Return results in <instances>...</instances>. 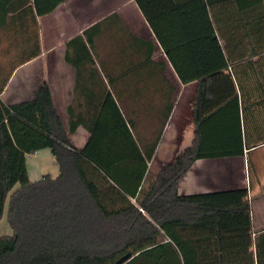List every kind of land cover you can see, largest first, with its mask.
I'll use <instances>...</instances> for the list:
<instances>
[{"label": "trees", "instance_id": "obj_1", "mask_svg": "<svg viewBox=\"0 0 264 264\" xmlns=\"http://www.w3.org/2000/svg\"><path fill=\"white\" fill-rule=\"evenodd\" d=\"M17 1L0 0V10L16 11ZM63 1L19 2L45 15ZM135 1L144 16L152 19L192 0ZM205 1L233 69L227 65L198 79L192 103V144L146 190L148 164L173 109L170 101L162 117L156 118L160 128L145 143L134 131L133 112L122 97L119 106L110 93L99 110L70 107L68 128L47 83L30 101L6 105L0 99V222L9 202L8 221L13 228L11 235H0V264H117L127 252L134 257L125 264H200L201 260L223 264L233 259L254 264V255L249 254L248 187L189 195L178 192L180 181L197 160L244 156L264 140L260 125L247 124L248 109L264 107V55L253 59L264 53V0ZM91 32L86 30L67 42L65 58L75 66L78 84L84 71H98ZM80 125L91 132L81 150L69 138ZM43 148H51L61 175L32 181L27 156ZM80 157L113 182L122 196L136 202L106 212L98 185L85 174ZM254 166L251 160L252 170ZM254 187L251 176L250 189ZM217 245L245 246L247 254L216 257L211 251ZM261 246L258 241V264H264Z\"/></svg>", "mask_w": 264, "mask_h": 264}, {"label": "crops", "instance_id": "obj_2", "mask_svg": "<svg viewBox=\"0 0 264 264\" xmlns=\"http://www.w3.org/2000/svg\"><path fill=\"white\" fill-rule=\"evenodd\" d=\"M19 1L15 3L19 5L16 11L11 8L6 14L5 10H0V99L6 105L30 101L38 89L47 83L57 111L68 128L70 107L74 106L76 111H94L99 110L103 98L109 93L116 98L119 106L120 97H128L132 101L131 105L128 101L127 110L133 112L134 131L145 143L160 128L159 123H151L152 118L162 117L170 101L173 109L163 126L146 173V177L151 175L150 180H155L167 164L173 163L180 152L192 144L193 139L190 142L184 120L189 107L193 118L192 103L198 79L225 69L227 65L230 70L233 69V65L227 62L225 50L226 64L203 72L206 59L211 61V56L206 50L203 32L199 29L194 5L198 1L204 5L206 1L192 0L152 19L144 16L135 0H64L53 12L45 15L36 14L33 8L28 7L29 4L24 5ZM109 19L120 28L118 46L110 39L111 34L107 33L111 28H102ZM86 30H94L91 35L97 56L94 53L93 56L98 71H84L78 84L77 70L67 62L65 54L67 42ZM223 45L225 48L224 42ZM261 55L264 53L253 59ZM176 69L184 76H178ZM247 124L252 127L260 125L261 134L264 135V107L254 105L248 109ZM90 137L91 132L86 125L78 126L69 134L72 146L79 150ZM258 149H263V166L261 172L256 173L259 178L255 187L250 189L254 171L251 168V154ZM80 161L87 177L92 176L90 179H96L93 181L103 180L101 183L108 191L109 202L114 203L120 193L115 184L104 178L85 157H80ZM27 166L32 181L41 180L45 175L53 179L61 175L51 148L28 155ZM210 166L212 168H208ZM259 166H254L255 170ZM243 187L249 188L248 198L252 209V245L249 254L254 255V264H258V241L264 252V235L260 237L264 233V140L257 149L246 150L244 156L197 160L180 181L178 192L189 195ZM256 199L260 200L258 212L255 209ZM8 207L6 205L5 216L0 222V226L6 222L1 236L13 233L8 221ZM213 248L211 254L216 257L247 254L245 246L220 248L217 245ZM233 260L223 264H251ZM200 264L205 263L201 260Z\"/></svg>", "mask_w": 264, "mask_h": 264}, {"label": "rangeland", "instance_id": "obj_3", "mask_svg": "<svg viewBox=\"0 0 264 264\" xmlns=\"http://www.w3.org/2000/svg\"><path fill=\"white\" fill-rule=\"evenodd\" d=\"M195 9L198 15V22H199V29L200 31L203 32V39L205 41V45H206V50L208 51V55L211 56V61H207L206 59V63L203 66V72H209L207 70H215L214 68H219V66L225 65L226 64V59H225V48L223 45L224 39L221 38L219 31L216 27V21L215 18L213 16V13L211 11V9L208 8L207 4H201L200 1L195 3ZM111 28V31H107V33L109 32L111 34V40L115 43V46H118V43H120V28L119 26H117L112 19H109L107 22H105L102 25V28L104 27H108ZM101 27V26H100ZM91 33H94V30H92ZM221 42V45H219ZM112 47H115L114 45H111ZM209 48V49H208ZM176 66V64H175ZM177 67V66H176ZM201 70V68H199V71ZM176 72L178 74V76H184L179 69H176ZM131 98V97H130ZM122 100L126 102V104L128 105V101L130 102V105L132 103L131 99L128 100V97H122ZM191 107H189L188 109V115L185 116V128L187 131V136L191 142V140L194 138V130L193 127H191V125L193 126V118L191 115ZM128 111H132V110H128ZM130 115V114H128ZM141 123L142 120H141ZM152 124L157 125L159 123V121L156 118H152L151 121ZM155 133V132H154ZM154 136V135H153ZM252 162L255 164V167H257L259 164L260 166L258 168H256V170L253 171L252 173V182L253 185L255 186L256 182H257V176L256 173H260L262 168L261 166H263L262 163V159L261 156L263 155V149L261 150H256L254 151L252 154ZM84 168V167H83ZM208 168H212V166L208 167ZM93 178L91 177H88ZM250 178V176H249ZM151 179V175H147L145 181H146V189L149 188V186L154 182V180H150ZM211 179V178H210ZM92 180V179H90ZM96 180V179H93ZM103 180L100 179V181H95L96 184L98 182V188H99V193H100V197L102 199L103 205L105 207L106 212L110 213L113 210H118L120 208H124L127 205L130 204V202L134 203L136 202V200L134 198H129V200L127 198H125L124 196H122V194L119 193L117 195V200L114 203H110L109 202V194L108 191L106 190V187L103 183H101ZM149 182V183H148ZM100 184V185H99ZM118 191V190H117ZM255 193V192H254ZM255 195V194H253ZM254 197V196H253ZM130 201V202H129ZM9 204H7L8 206ZM258 206V207H257ZM255 209L256 212L259 211V207H260V200L256 199L255 201ZM5 221V220H4ZM6 222H3L0 226V235H3V228Z\"/></svg>", "mask_w": 264, "mask_h": 264}, {"label": "water", "instance_id": "obj_4", "mask_svg": "<svg viewBox=\"0 0 264 264\" xmlns=\"http://www.w3.org/2000/svg\"><path fill=\"white\" fill-rule=\"evenodd\" d=\"M134 257L132 252H127L117 260V264H125Z\"/></svg>", "mask_w": 264, "mask_h": 264}, {"label": "built area", "instance_id": "obj_5", "mask_svg": "<svg viewBox=\"0 0 264 264\" xmlns=\"http://www.w3.org/2000/svg\"><path fill=\"white\" fill-rule=\"evenodd\" d=\"M142 211H144L142 208H141Z\"/></svg>", "mask_w": 264, "mask_h": 264}]
</instances>
